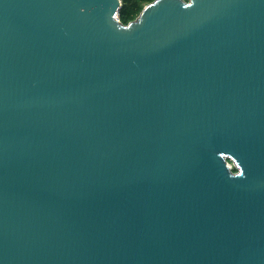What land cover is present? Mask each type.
<instances>
[{
	"label": "water",
	"instance_id": "obj_1",
	"mask_svg": "<svg viewBox=\"0 0 264 264\" xmlns=\"http://www.w3.org/2000/svg\"><path fill=\"white\" fill-rule=\"evenodd\" d=\"M122 3L0 0V264H264V0Z\"/></svg>",
	"mask_w": 264,
	"mask_h": 264
},
{
	"label": "trees",
	"instance_id": "obj_2",
	"mask_svg": "<svg viewBox=\"0 0 264 264\" xmlns=\"http://www.w3.org/2000/svg\"><path fill=\"white\" fill-rule=\"evenodd\" d=\"M122 6L119 10V19L122 23L128 24L135 20L144 8V4L151 3L154 0H122ZM236 171V168H233Z\"/></svg>",
	"mask_w": 264,
	"mask_h": 264
},
{
	"label": "rangeland",
	"instance_id": "obj_3",
	"mask_svg": "<svg viewBox=\"0 0 264 264\" xmlns=\"http://www.w3.org/2000/svg\"><path fill=\"white\" fill-rule=\"evenodd\" d=\"M148 4H149V3L144 4V7L147 6ZM139 15H140V14H139ZM229 163H230L232 166L236 167V165H235L231 160L229 161Z\"/></svg>",
	"mask_w": 264,
	"mask_h": 264
},
{
	"label": "built area",
	"instance_id": "obj_4",
	"mask_svg": "<svg viewBox=\"0 0 264 264\" xmlns=\"http://www.w3.org/2000/svg\"><path fill=\"white\" fill-rule=\"evenodd\" d=\"M118 16V15H117ZM230 166H232L231 164H230ZM232 167H234V166H232Z\"/></svg>",
	"mask_w": 264,
	"mask_h": 264
}]
</instances>
